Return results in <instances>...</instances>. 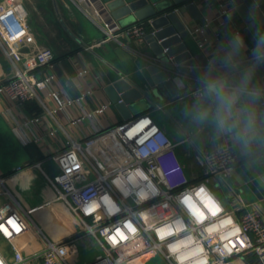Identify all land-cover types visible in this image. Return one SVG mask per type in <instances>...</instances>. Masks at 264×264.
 Here are the masks:
<instances>
[{"label":"crops","instance_id":"0c3cea01","mask_svg":"<svg viewBox=\"0 0 264 264\" xmlns=\"http://www.w3.org/2000/svg\"><path fill=\"white\" fill-rule=\"evenodd\" d=\"M96 1L18 0L21 17L29 27L22 49L33 55L39 48L49 46L53 51V66H59L69 85L68 90L52 67L55 78L40 91L43 102L50 110L56 106L49 95L50 89L57 90L64 100L83 95L79 102L51 113L37 100L20 104L0 93V178L18 206L31 211V228L17 239L24 255L41 250L48 241L68 238L75 241L76 259L80 241L82 249L91 251V257L81 264L102 253L98 242L83 231L68 205L56 199L50 182L58 172L51 156L63 146L67 135L78 139L92 133L96 144L89 154L96 164L106 167L105 171L116 168L124 160L122 147L106 131V127L124 119L110 103L104 87L119 76L138 84L145 81L140 55L147 51L146 46L124 33L128 24L117 22L120 29L116 39L104 40V19ZM196 2L208 23L193 21L184 12V22L192 33L188 40L195 50L209 49L217 43L213 21L224 18L222 11L228 9L229 0ZM84 69L86 72L82 73ZM47 70L42 68L43 73ZM11 74V66L0 48V83ZM148 103L149 107L132 109L131 116L145 113L166 132L176 144L177 157L189 176L202 175L199 151L229 144L236 156L230 175L223 180L209 177L208 185L225 209L235 216L257 207L264 217V130L254 121L244 90L227 89L215 95L192 94L173 102L167 99L157 103L148 100ZM103 106L101 112H94ZM83 113L92 116L71 123ZM30 143L41 151V158L33 159L32 151L26 148ZM5 202L11 200L1 196L0 205ZM0 252L7 260L12 257L9 242L1 236ZM227 264L258 262L256 255L247 250L231 257Z\"/></svg>","mask_w":264,"mask_h":264},{"label":"built area","instance_id":"2783aa9c","mask_svg":"<svg viewBox=\"0 0 264 264\" xmlns=\"http://www.w3.org/2000/svg\"><path fill=\"white\" fill-rule=\"evenodd\" d=\"M97 3L104 19L103 39H116L120 28ZM226 13L227 9H223L222 14ZM28 29L21 17L18 0H0V48L12 69L8 79L0 83V93L20 104L37 100L51 113L61 110L65 105L79 102L83 95L64 100L54 89H50L49 95L56 106L50 110L43 102L40 91L55 78L52 72L53 51L49 46H44L33 55H28L22 49ZM20 33L23 35H18ZM124 33L141 43L145 33L144 24L129 26ZM42 68L48 70L43 73ZM194 95L201 97L202 91L198 90ZM103 108L94 112H101ZM90 116L92 113L80 114L71 123H78ZM106 131L115 137L125 153L124 160L112 170L100 169L91 158L89 149L96 144L92 133L78 139L67 135L63 146L51 156L58 167L56 176L50 180L56 199L68 205L82 223L83 231L92 235L102 249V253L83 264H144L150 257L157 255L167 264H177L176 254L169 252L168 245L189 236L202 244L205 249L202 255L207 257L208 264H227L231 257L247 250L256 255L258 264H264V217L260 209L250 207L235 216L232 211L225 209L208 185L209 177L223 180L230 175L236 156L229 144L199 151L203 172L198 177H191L177 157L176 144L149 115H135L109 125ZM200 188H204L224 209L219 216L209 217L203 224L196 222L184 203L186 197H191L203 209L196 195ZM1 196L9 198L16 206L11 202L0 205V225H5L11 233L6 235L0 231V236L9 242L12 250L9 260L0 252V264H75L73 257L76 245L72 238L48 241L41 250L24 255L17 239L31 228V211L18 206L10 192L3 187L0 178ZM142 214L148 217L147 221L142 218ZM227 217L232 218L233 224L223 231L239 229L237 235L230 238L231 252L223 248L227 241H220V232L212 236L205 232L208 225ZM9 219L19 225V232L7 224ZM129 221L137 228L134 236L124 228V224ZM164 225L173 228L182 225L183 231L161 241L157 238L156 228ZM117 228L129 238L113 245L109 237ZM241 240L243 246L239 243ZM195 246L190 245L181 249V252L190 251ZM185 264H192V260Z\"/></svg>","mask_w":264,"mask_h":264},{"label":"water","instance_id":"95a60500","mask_svg":"<svg viewBox=\"0 0 264 264\" xmlns=\"http://www.w3.org/2000/svg\"><path fill=\"white\" fill-rule=\"evenodd\" d=\"M196 1L98 0L111 19L128 24L126 28L146 26L142 43L147 51L140 55L145 81L114 79L104 87L110 103L127 120L135 107H149L148 100L173 102L198 90L205 96L241 89L254 121L264 130V0H229L224 18L211 25L217 43L198 50L189 43L192 33L183 19L187 12L191 20L208 23ZM53 72L69 90L59 66L54 65Z\"/></svg>","mask_w":264,"mask_h":264},{"label":"clouds","instance_id":"9594fccd","mask_svg":"<svg viewBox=\"0 0 264 264\" xmlns=\"http://www.w3.org/2000/svg\"><path fill=\"white\" fill-rule=\"evenodd\" d=\"M18 35H23L20 33ZM16 37H13L15 39ZM198 199L203 205V209L198 206L191 197H186L184 203L190 210L191 214L195 217V220L198 224H203L209 217H217L219 216L224 209L221 205L213 198L212 195L208 194L204 188H200V190L196 193ZM206 210V211H205ZM142 218L147 221L148 217L142 214ZM233 224V220L231 217H227L219 220L216 223H212L205 228V232L212 236L214 233L220 232L221 235L219 237L220 241H227V243L223 244V248L227 251L231 252L230 245L232 244V240L230 239L233 236H236L239 232V229L236 228L232 231H223L229 225ZM124 228L127 229V233L131 235H135L137 233V228L134 226L132 222H126L124 224ZM183 231V226H177L173 228L171 225H164L162 227L156 228L157 238L161 241L167 239L170 236H174L177 233ZM129 236L125 234V232L119 228L116 229L115 233L109 237L110 241L113 245L128 240ZM195 244L196 246L192 248L190 251L181 252V249L188 248L190 245ZM168 250L171 254H176L177 264H185L186 261L192 260V264H208L207 257L202 255L205 252L202 244L198 243L193 239V237L189 236L186 239H182L171 243L168 245ZM196 257H200L199 259H195Z\"/></svg>","mask_w":264,"mask_h":264},{"label":"rangeland","instance_id":"374dc122","mask_svg":"<svg viewBox=\"0 0 264 264\" xmlns=\"http://www.w3.org/2000/svg\"><path fill=\"white\" fill-rule=\"evenodd\" d=\"M100 168H102L103 170H107L106 167H102L101 164L99 165ZM107 166V165H105ZM213 191V190H212ZM81 223V222H80ZM82 225V223H81ZM82 228H83V225H82ZM88 234V233H87ZM81 241H80V244H79V250H78V257L77 259L75 258L76 260V264H81L85 259L91 257V251L89 252L88 250H85V249H82L81 247ZM91 261V260H90ZM88 262V261H87ZM34 264V263H32ZM144 264H167L164 259H162L161 256L157 255V256H152L150 257L147 261H145Z\"/></svg>","mask_w":264,"mask_h":264},{"label":"snow or ice","instance_id":"6c2138e0","mask_svg":"<svg viewBox=\"0 0 264 264\" xmlns=\"http://www.w3.org/2000/svg\"><path fill=\"white\" fill-rule=\"evenodd\" d=\"M131 135V133H129ZM7 224L11 226L12 229H14L16 232H19L21 229L18 224H16L12 219H9L7 221ZM0 231H3L6 235H11V233L8 231V228L5 227V225H0ZM240 245L243 246V241H239ZM235 245H233L234 247Z\"/></svg>","mask_w":264,"mask_h":264},{"label":"trees","instance_id":"16d2710c","mask_svg":"<svg viewBox=\"0 0 264 264\" xmlns=\"http://www.w3.org/2000/svg\"><path fill=\"white\" fill-rule=\"evenodd\" d=\"M144 28L146 29V26L144 25ZM27 149H30L32 151V156H33V159H39L42 157V153L41 151L38 149V147L35 145V144H28Z\"/></svg>","mask_w":264,"mask_h":264}]
</instances>
